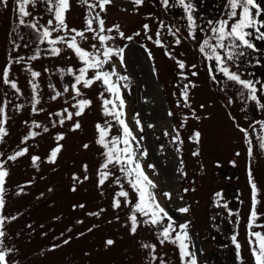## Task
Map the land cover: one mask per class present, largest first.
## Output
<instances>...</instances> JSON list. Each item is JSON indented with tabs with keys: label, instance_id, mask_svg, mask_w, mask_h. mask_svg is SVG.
Returning a JSON list of instances; mask_svg holds the SVG:
<instances>
[{
	"label": "snow or ice",
	"instance_id": "1",
	"mask_svg": "<svg viewBox=\"0 0 264 264\" xmlns=\"http://www.w3.org/2000/svg\"><path fill=\"white\" fill-rule=\"evenodd\" d=\"M113 3L114 0H76V4L84 8L83 23L78 28L68 23L67 14L72 9V0H15L17 24L12 29V33H15L17 39L12 40V52H18L21 44L17 41L24 40V35L19 31L21 27L28 29L35 36L36 50L28 57L8 55L4 66L0 67V84L8 86L15 96H24L18 81L12 78L13 65H23L22 70L29 77L26 83L31 90L26 98L30 112L36 116L45 112L47 114L44 122L35 119L30 122L25 120L26 132L16 148L7 154L0 151V264H20L19 261L10 259L18 249L14 245L9 247L6 244L9 239L6 225L18 220L19 217V214H5L8 194L6 184L10 176L7 165L26 156L30 158L31 167L37 171L40 170L41 163L56 165L64 148L61 142L66 138L65 132L58 131L52 136L55 144L47 152L45 160H42L40 155L30 153V148L33 147L30 141L50 133L51 129L63 128L69 121L72 123L68 131H82L83 126L79 118L93 107V100L88 95L89 90H92L96 96L103 117L101 122L94 124L95 134L92 140L99 150L98 164L93 174L95 186L98 189H104L105 186L113 188L108 207L112 209L114 216L107 220V223H119L120 211L127 209L122 227L126 229L128 235L136 237L142 229L151 230L153 242H138L139 248L144 251V264H171L169 252L161 251L169 245L178 254L180 264H199L196 245L190 233L191 222L181 220L172 214L175 212L186 215L190 211V206H175L173 193L161 189L152 179L153 175H157L156 165L144 163L149 156L148 149L144 145L145 124L142 123L139 112L129 117L125 90L130 93L131 78L121 72V69L126 67L124 53L127 45L118 47L112 42L117 39L132 41L134 36L140 37L143 33L144 38L163 50V54L174 62L176 76L180 81L177 84L179 99L176 101V107L191 109L190 91L196 87L191 78L199 76L202 63L207 77L214 84L221 86L220 90L227 97L226 107L234 104L235 97L242 105L239 111L246 112L247 105L251 103L253 111L264 112V79L248 70L250 66L264 67L262 63L264 48L257 44V42L264 43V0H217L214 16H206L205 11H202L206 0H156L153 7L158 3L160 14L149 13L145 17L147 22L141 25V31H136L133 35H126L119 24L106 26V20L101 14H106L107 6ZM131 3L135 9H139L146 6L148 0H131ZM9 7V0H0V8ZM45 16H47L46 20ZM153 23L155 28L151 27ZM166 37H171V40L167 41ZM184 41L195 43L201 58L199 63L189 65L186 61L177 58L181 53L173 55L172 50L180 47ZM84 43L87 47L83 46ZM45 44L48 47L41 49L40 45ZM24 46L28 47V44ZM140 47L147 53L149 60L154 58L146 45L141 44ZM66 50L68 55L65 58L67 60L75 58L78 63L55 70L59 74L60 81H63L65 76L71 79L64 83L62 88L51 82L47 84L50 90L48 100L62 101L59 110L47 111L42 104L39 80L42 72H50V69L45 67L42 71L34 70L30 62L40 59L42 51L50 56L60 57ZM156 72L157 69L153 68L154 75ZM232 89H234L233 95H228V91ZM173 95L175 96L176 93ZM11 103L8 99L0 103V144H4L5 138L10 135L8 106ZM200 107L203 108L204 105ZM13 108L16 112H20L25 105L15 104ZM167 115L172 117L174 113L168 111ZM191 118L200 119L195 109H191ZM229 118L242 134L241 139L246 147L247 159L252 161L255 158L254 154L264 155V119H255L242 126L237 122L235 115L229 114ZM188 119V116H182L180 128L187 124ZM244 119L247 120V116ZM146 126L149 129L155 127L151 123ZM164 136H171V143L176 145L175 151L179 153L180 145L184 141L177 127L173 125L171 132L165 130ZM189 140L200 144L201 133L193 132ZM82 147L88 149L90 145L84 143ZM191 154L198 157L201 152L197 148ZM235 155L240 156L241 153L236 152ZM230 163L235 166V161ZM148 170H151V173ZM90 171L89 166L83 164L82 178L80 175L72 174L71 179L74 182L71 187L72 192L77 191L79 184L89 180L87 173ZM177 171L181 176L187 175L184 171L183 159H180ZM246 171L247 184L251 191L244 241L253 264H264V231L255 230H264V224L258 223L264 218V213L258 211V205L261 204V200L258 199L260 189L255 181L251 164ZM31 183L32 181H29L27 184L18 185L15 195L24 194V189ZM48 191L52 192L53 189L49 188ZM183 191L186 193L189 189ZM43 195L41 193L37 199H41ZM101 195H104L103 191ZM179 199L182 201L184 197L179 196ZM221 200L223 194L215 193L216 207L224 209L228 217H235L234 220L229 221L234 226L230 240L238 264H246L243 253L244 243L238 239L241 214L239 210L233 211L228 202L221 203ZM85 207V204L77 203L72 205V210L85 209ZM106 211V208L100 207L98 210L86 212V215L99 220ZM54 219L60 220L61 217L56 216ZM75 223L84 224V220L77 219ZM27 227L31 229L32 225L28 224ZM98 227L99 224H93L87 231L92 232ZM66 231L71 233L72 229L66 228ZM47 234V232L43 233L45 236ZM84 235L83 231L78 233V237ZM64 236V231L54 236L52 239L61 243H53L48 251H55L63 245L70 244L72 237L64 238ZM103 244L107 249L113 247L116 241L105 238Z\"/></svg>",
	"mask_w": 264,
	"mask_h": 264
},
{
	"label": "rangeland",
	"instance_id": "2",
	"mask_svg": "<svg viewBox=\"0 0 264 264\" xmlns=\"http://www.w3.org/2000/svg\"><path fill=\"white\" fill-rule=\"evenodd\" d=\"M155 2L156 0H148L146 6L135 9L131 0H114L113 5L107 6V13L101 15L106 20V26L119 24L126 35H133L136 31H141V25L147 22L145 17L149 13L160 14L158 3L153 7ZM216 3L217 0H206L205 8L202 9L206 16L215 15ZM9 4V8H0V67L4 66L8 55L28 57L36 50L35 36L28 29L21 27L19 31L24 35V40H18L21 48L18 52H12V40L17 39L15 33H12V29L17 24V13L15 0H9ZM72 5L71 11L67 14L68 23L79 28L83 23L84 8L78 6L76 0H72ZM151 27L155 28V24L153 23ZM166 40L170 41L171 37H166ZM112 43L118 47L127 45L124 53L126 67L121 69V72L131 78L130 93L125 90L129 117L139 112L142 123L145 124L144 145L148 149L149 156L144 163L156 165L157 175H153L152 179L161 189L173 193L175 206H190V211L186 215L175 212L172 214L181 220L191 222L190 233L196 245L199 264H238L230 240L234 226L229 221L234 220L235 217H228L224 209L216 207L217 192L223 194L221 203L226 201L233 211L239 210L241 223L238 228L240 233L238 239L244 243L243 253L246 264H253L244 241L251 191L247 184L246 169L251 164L255 181L260 189L258 199L261 200V204L258 205V211L264 213V155L254 154L255 158L252 161L247 159L246 147L241 139L242 134L234 127L229 114L235 115L237 122L246 126L255 119H264V112L253 111L251 103L247 105L246 112L239 111L242 105L235 97L234 104L226 107L227 97L220 90L221 86L214 84L207 77L204 65L201 63L199 76L191 78L196 84V87L190 91L191 109H195L196 115L200 117L199 120L193 119L191 109L176 107V101L179 99L177 84L180 81L176 76L174 62L163 54V50L144 38L143 33L140 37L134 36L132 41L117 39ZM25 44H28V47H25ZM141 44L146 45L153 53L152 60L147 58V53L140 47ZM257 44L264 48V43L257 42ZM83 46L87 47V44L84 43ZM47 47L46 44L40 45L41 49ZM172 51L173 55L181 53L177 58L186 61L189 65L199 63L201 60L195 43L191 41H184L180 47ZM67 55V50L60 57H53L42 51L40 59L30 62L34 70L42 71L45 67L50 69V72H42L39 80L42 104L47 111L59 110L62 103V101L48 100L50 90L47 84L51 82L62 88L63 84L71 79L65 76L64 80L60 81L59 74L55 70L78 63L75 58L67 60L65 58ZM22 68L23 65H13L12 78L18 81L24 96H15L8 86L0 84V103L4 99L12 102L8 106L10 135L5 138L4 144H0V151L6 154L16 148L26 132L25 120L30 122L35 119L44 122L47 114V112L40 113L39 116L31 114L26 99L31 91L26 83L29 77ZM153 68L157 69L155 75ZM248 70L264 79V67L250 66ZM233 91L234 89L229 90L228 95H233ZM5 93H7L6 97ZM173 93L176 95L174 96ZM88 95L93 100V107L79 118L83 126L82 131H68L72 123L69 121L63 128L51 129L50 133L30 141L33 145L30 153L40 155L42 160H45L47 152L55 144L52 136L58 131L65 132L66 138L61 142L64 148L56 165L41 163L40 170L37 171L31 167L30 158L27 156L7 165L10 176L6 184L8 194L5 214H19V217L18 220L6 225L9 237L6 244L9 247L14 245L18 249L10 259L19 261L20 264H144V251L139 248L138 242H153L152 232L146 228L140 230L136 237L128 235L126 229L122 227L127 209L120 211L119 223H107V220L114 216L112 209L108 207L113 188L105 186L104 189H98L93 175L98 164L99 151L98 146L92 143L95 134L94 124L101 122L103 117L93 91L89 90ZM15 104H24L25 108L16 112L13 108ZM200 105L204 107L201 108ZM168 111H172L174 116L169 117ZM182 116H188L189 119L187 124L180 128ZM245 116L247 120L244 119ZM148 123L154 124L155 127L147 128ZM173 125L180 131L184 141L180 145L179 153L175 151L176 145L171 143V136H164V131L171 132ZM195 131L201 133L200 144L189 140ZM84 143H88L90 147L84 149L82 147ZM197 148L201 155L194 157L191 153ZM236 152H240L241 155L236 156ZM180 159H183L186 176H181L177 171ZM230 161H235V166ZM83 164H87L91 169L87 173L89 180L79 184L77 191L72 192L71 187L74 182L71 176L75 173L82 178ZM148 171L151 173V170ZM29 181L32 183L24 189V194L16 196L17 186L27 184ZM49 188L53 191L49 192ZM184 189L189 191L185 193ZM101 191L104 195H101ZM41 193L44 195L38 200L37 197ZM179 196H183L184 199L181 201ZM77 203L85 204V209L73 211L72 205ZM100 207L107 209L101 219L86 215V212L98 210ZM56 216H60L61 219L55 220ZM77 219L84 220V224H76ZM258 223L264 224V218ZM28 224L32 225L31 229L27 227ZM93 224H99V227L88 232L87 229ZM41 225L43 227H40ZM66 228H71L72 232L68 233ZM62 231L65 232L64 238L72 237L70 244L63 245L55 251H48L53 243H61L52 238ZM81 231L85 235L78 237ZM45 232L48 233L46 236L43 235ZM105 238L114 239L116 244L106 249L103 244ZM161 251L169 252L171 264H180L178 254L172 246L169 245Z\"/></svg>",
	"mask_w": 264,
	"mask_h": 264
}]
</instances>
